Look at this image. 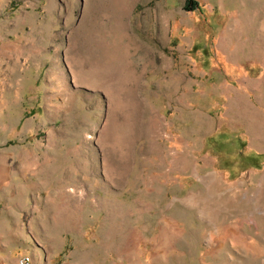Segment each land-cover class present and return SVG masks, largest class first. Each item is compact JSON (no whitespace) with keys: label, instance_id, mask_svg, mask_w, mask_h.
I'll return each mask as SVG.
<instances>
[{"label":"rangeland","instance_id":"1","mask_svg":"<svg viewBox=\"0 0 264 264\" xmlns=\"http://www.w3.org/2000/svg\"><path fill=\"white\" fill-rule=\"evenodd\" d=\"M0 249L264 264V0H0Z\"/></svg>","mask_w":264,"mask_h":264},{"label":"built area","instance_id":"2","mask_svg":"<svg viewBox=\"0 0 264 264\" xmlns=\"http://www.w3.org/2000/svg\"><path fill=\"white\" fill-rule=\"evenodd\" d=\"M31 263V257L27 254L22 255L19 259V264H30Z\"/></svg>","mask_w":264,"mask_h":264},{"label":"crops","instance_id":"3","mask_svg":"<svg viewBox=\"0 0 264 264\" xmlns=\"http://www.w3.org/2000/svg\"><path fill=\"white\" fill-rule=\"evenodd\" d=\"M14 252V251H13ZM2 254H4L3 252H2V250L0 249V258H1V260H2V258L4 257V255H2ZM20 255H21V253H20Z\"/></svg>","mask_w":264,"mask_h":264},{"label":"trees","instance_id":"4","mask_svg":"<svg viewBox=\"0 0 264 264\" xmlns=\"http://www.w3.org/2000/svg\"><path fill=\"white\" fill-rule=\"evenodd\" d=\"M197 4H198V2L197 1H195ZM194 10H195V8H193Z\"/></svg>","mask_w":264,"mask_h":264}]
</instances>
